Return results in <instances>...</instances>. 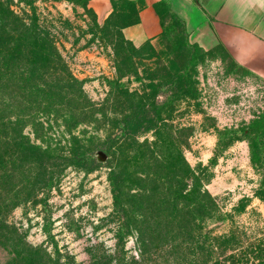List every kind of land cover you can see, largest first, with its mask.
Segmentation results:
<instances>
[{"label":"rangeland","instance_id":"obj_1","mask_svg":"<svg viewBox=\"0 0 264 264\" xmlns=\"http://www.w3.org/2000/svg\"><path fill=\"white\" fill-rule=\"evenodd\" d=\"M0 3L56 50L38 80L0 85V264H264V79L169 16L134 44L140 2ZM131 107L133 141L104 151ZM15 128L48 153L43 167L13 146ZM82 148L96 167L61 159Z\"/></svg>","mask_w":264,"mask_h":264},{"label":"crops","instance_id":"obj_2","mask_svg":"<svg viewBox=\"0 0 264 264\" xmlns=\"http://www.w3.org/2000/svg\"><path fill=\"white\" fill-rule=\"evenodd\" d=\"M139 22L126 28L136 45L164 32L155 5L164 2L184 24L191 42L221 46L236 65L264 79V0H144ZM264 215V205L260 207Z\"/></svg>","mask_w":264,"mask_h":264},{"label":"trees","instance_id":"obj_3","mask_svg":"<svg viewBox=\"0 0 264 264\" xmlns=\"http://www.w3.org/2000/svg\"><path fill=\"white\" fill-rule=\"evenodd\" d=\"M87 1V0H84ZM129 4L135 5L137 2H140L142 7L145 5L144 0H126ZM163 8L162 10L160 8ZM141 10V9H140ZM155 10L159 14L162 25L164 26V32L166 29L167 22L165 21V17L169 16L174 21H177L182 29L184 30L186 37L187 31L182 23V21L173 13H171L169 6L160 2L155 5ZM139 22V14L138 20L129 25H136ZM163 32V33H164ZM38 29L35 25L27 23L21 18L17 17L9 7H2L0 3V85L4 86L7 82H12L13 80L21 81L23 78L27 80H38L36 77L39 74L40 69H45L48 64V60L51 58L52 54L56 51L52 44H49L45 40L39 37ZM35 60L37 64H30V70L27 68L21 69L20 67H14L17 62L25 61V59ZM37 60L39 62L37 63ZM47 62V64H46ZM40 65V68H39ZM75 84L79 83L76 80ZM75 85H67L64 88L71 89L74 88ZM7 90H9L7 88ZM14 91V90H11ZM43 92V91H42ZM11 93V92H10ZM138 122V118H135V114H133V108L131 107V113L123 116L121 119H115L112 122V129L115 131L110 134L107 138V143L102 146L104 151L110 147L115 146L118 143L119 139L123 141L132 142L133 136L130 134L131 129L136 126ZM7 130L8 128L5 126L4 121L0 120V139L7 138ZM16 130V128H15ZM18 137H17V136ZM14 139L13 146L17 151L23 152V155L28 153H36V163L38 165L44 166L43 156L48 155V153L40 151V149L30 143V141H26L27 138H24L21 133H18L16 130V134L12 136ZM25 139V140H24ZM2 140V139H1ZM49 156V155H48ZM56 158V157H55ZM2 159V158H1ZM61 159L64 161H68L76 164H84L90 167H96L98 164L96 159L93 156V151L88 148H82L80 151H74L69 156H63ZM1 162V161H0ZM118 175L117 173L113 174L112 178V188L115 196V208L116 212L119 214L121 219L126 221L125 207L123 206V202L121 200V195L119 194L120 189L118 188ZM185 180L190 182V185H193L195 181H197V177L195 175H188ZM202 205L203 207H207L211 209L214 207L215 203L210 194L207 192L202 193ZM201 224L204 222L200 221ZM119 232V238H122L125 235V230ZM124 231V233H122ZM209 238V237H208ZM203 244L207 245L208 241L203 240ZM208 246V245H207ZM202 252L207 253V247L202 248Z\"/></svg>","mask_w":264,"mask_h":264}]
</instances>
